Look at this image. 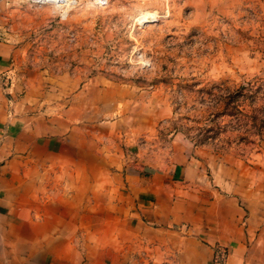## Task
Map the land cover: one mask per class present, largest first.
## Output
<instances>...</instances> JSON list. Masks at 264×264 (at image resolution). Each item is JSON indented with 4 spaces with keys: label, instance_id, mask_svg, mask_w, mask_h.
Listing matches in <instances>:
<instances>
[{
    "label": "rangeland",
    "instance_id": "obj_1",
    "mask_svg": "<svg viewBox=\"0 0 264 264\" xmlns=\"http://www.w3.org/2000/svg\"><path fill=\"white\" fill-rule=\"evenodd\" d=\"M4 46L0 86L52 119L46 136L64 142L43 167L32 162L29 184L99 206L119 198L125 171L167 186L201 172L195 182L264 211V128L245 144L235 117L214 116L218 87L264 89V0H0ZM97 208L75 236L64 231L78 264H117L115 235L100 242L112 222Z\"/></svg>",
    "mask_w": 264,
    "mask_h": 264
},
{
    "label": "crops",
    "instance_id": "obj_2",
    "mask_svg": "<svg viewBox=\"0 0 264 264\" xmlns=\"http://www.w3.org/2000/svg\"><path fill=\"white\" fill-rule=\"evenodd\" d=\"M10 49L0 52L1 74ZM8 93L0 86V264H78L82 255L64 230L75 236L97 207L98 216L112 222L100 242L115 235L117 264H211L216 247L226 250V264H264V211L243 206L225 187L195 182L201 172L186 171L180 185L167 186L125 171L119 198L99 206L62 203L53 187L29 184L34 164L43 167L44 156L55 157L64 142L46 136L55 128L52 119L30 113Z\"/></svg>",
    "mask_w": 264,
    "mask_h": 264
},
{
    "label": "trees",
    "instance_id": "obj_3",
    "mask_svg": "<svg viewBox=\"0 0 264 264\" xmlns=\"http://www.w3.org/2000/svg\"><path fill=\"white\" fill-rule=\"evenodd\" d=\"M218 90L220 92L218 94L219 97L215 98L218 104L223 103L224 107L222 110L217 111L214 116L230 115L235 117L238 122L236 128L238 133L236 136L238 137L237 140L243 141L245 144L252 143L250 135L258 134L264 128V103L260 106L254 104L257 100L264 101L262 85L259 82H249L234 88L220 86Z\"/></svg>",
    "mask_w": 264,
    "mask_h": 264
},
{
    "label": "built area",
    "instance_id": "obj_4",
    "mask_svg": "<svg viewBox=\"0 0 264 264\" xmlns=\"http://www.w3.org/2000/svg\"><path fill=\"white\" fill-rule=\"evenodd\" d=\"M48 1V0H46ZM51 2L57 1L60 3L69 4L71 0H50ZM227 252L224 248L216 247L214 249L211 264H226Z\"/></svg>",
    "mask_w": 264,
    "mask_h": 264
}]
</instances>
